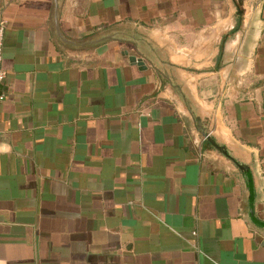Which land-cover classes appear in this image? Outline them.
I'll return each mask as SVG.
<instances>
[{
  "label": "crops",
  "instance_id": "0c3cea01",
  "mask_svg": "<svg viewBox=\"0 0 264 264\" xmlns=\"http://www.w3.org/2000/svg\"><path fill=\"white\" fill-rule=\"evenodd\" d=\"M0 18V264H264V0Z\"/></svg>",
  "mask_w": 264,
  "mask_h": 264
},
{
  "label": "built area",
  "instance_id": "2783aa9c",
  "mask_svg": "<svg viewBox=\"0 0 264 264\" xmlns=\"http://www.w3.org/2000/svg\"><path fill=\"white\" fill-rule=\"evenodd\" d=\"M4 21L0 18V63L2 60V53H1V47H2V33L4 29ZM4 79V72L0 69V84L2 83ZM4 99V96L2 93H0V102Z\"/></svg>",
  "mask_w": 264,
  "mask_h": 264
},
{
  "label": "water",
  "instance_id": "95a60500",
  "mask_svg": "<svg viewBox=\"0 0 264 264\" xmlns=\"http://www.w3.org/2000/svg\"><path fill=\"white\" fill-rule=\"evenodd\" d=\"M129 60H130L131 63H133V64H135V65L140 66V67L143 68V64H144V63H143V61H142L141 59L136 58L135 56H131V57L129 58ZM143 69H144V68H143ZM216 148L221 149V148H219V147H217V146H216Z\"/></svg>",
  "mask_w": 264,
  "mask_h": 264
}]
</instances>
